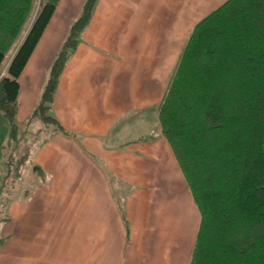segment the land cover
Returning a JSON list of instances; mask_svg holds the SVG:
<instances>
[{
    "label": "crops",
    "instance_id": "obj_1",
    "mask_svg": "<svg viewBox=\"0 0 264 264\" xmlns=\"http://www.w3.org/2000/svg\"><path fill=\"white\" fill-rule=\"evenodd\" d=\"M83 2L59 0L18 78L23 129ZM225 2L97 0L53 99L72 135L43 130L0 195V264H190L201 216L156 109L193 28ZM7 135L0 114V159Z\"/></svg>",
    "mask_w": 264,
    "mask_h": 264
},
{
    "label": "trees",
    "instance_id": "obj_2",
    "mask_svg": "<svg viewBox=\"0 0 264 264\" xmlns=\"http://www.w3.org/2000/svg\"><path fill=\"white\" fill-rule=\"evenodd\" d=\"M58 2L0 0L3 188L17 182L27 143L43 130L72 135L54 116L53 99L97 0H84L24 129L16 118L18 78ZM156 110L201 216L190 264H264V0H226L195 25ZM23 138L27 150L13 161Z\"/></svg>",
    "mask_w": 264,
    "mask_h": 264
},
{
    "label": "rangeland",
    "instance_id": "obj_3",
    "mask_svg": "<svg viewBox=\"0 0 264 264\" xmlns=\"http://www.w3.org/2000/svg\"><path fill=\"white\" fill-rule=\"evenodd\" d=\"M36 123V122H35ZM24 139L25 138H23V141H21V142H19L18 144H19V146H18V150H17V152L15 153V157L13 158V161L14 160H16V159H18V158H20V156H21V154L22 153H24L25 152V149L27 150V147H26V145L24 146V145H20V144H23L24 143ZM17 144V145H18ZM34 146H35V144L33 145V144H30L29 146H28V149H29V153H28V158L27 159H30L29 157H31V155H32V153H33V149H34ZM5 149H4V147H3V150H2V159H0V179H1V184H0V195H6V194H8L9 192H10V190L11 189H9V187L7 186L6 188H2V181H3V178L8 174V171H7V161L9 160V157L7 156H5ZM24 164H26V163H24ZM4 168V169H3ZM22 168V167H21ZM3 169V170H2ZM23 176H24V171H23ZM29 176V173H27L26 174V176H25V179H26V177H28ZM2 204H3V202H2V200H1V196H0V207H2Z\"/></svg>",
    "mask_w": 264,
    "mask_h": 264
},
{
    "label": "water",
    "instance_id": "obj_4",
    "mask_svg": "<svg viewBox=\"0 0 264 264\" xmlns=\"http://www.w3.org/2000/svg\"><path fill=\"white\" fill-rule=\"evenodd\" d=\"M7 177H8V174L3 178L2 185H1L2 188H3V186L5 185V181H6Z\"/></svg>",
    "mask_w": 264,
    "mask_h": 264
}]
</instances>
